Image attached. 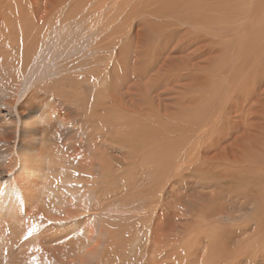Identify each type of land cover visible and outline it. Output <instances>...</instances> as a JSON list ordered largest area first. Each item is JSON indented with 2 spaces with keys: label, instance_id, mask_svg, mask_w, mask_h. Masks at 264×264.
Masks as SVG:
<instances>
[{
  "label": "rangeland",
  "instance_id": "1",
  "mask_svg": "<svg viewBox=\"0 0 264 264\" xmlns=\"http://www.w3.org/2000/svg\"><path fill=\"white\" fill-rule=\"evenodd\" d=\"M52 36L51 56L87 47L32 97L71 110L60 141L78 151L58 168L93 169L60 186L92 192L77 230L106 222L108 236L67 234L47 209L45 250H72L63 264H264V0H0L2 97Z\"/></svg>",
  "mask_w": 264,
  "mask_h": 264
},
{
  "label": "bare ground",
  "instance_id": "2",
  "mask_svg": "<svg viewBox=\"0 0 264 264\" xmlns=\"http://www.w3.org/2000/svg\"><path fill=\"white\" fill-rule=\"evenodd\" d=\"M52 39V47H49L52 48L49 49L50 58L33 61L34 63L29 65L27 73L21 81V87L11 92L9 99L0 95V116L3 107L12 109V113L7 114L6 118H0V264H63L64 261L61 257L69 256L68 254H71L72 250L66 252L62 249L57 255L58 252L45 250L43 244L41 245V242H44L41 236L44 233L42 225L45 221L46 210L51 209L54 212L61 210L63 216L59 215L53 220L67 222V234H70L78 231L76 217L85 213L93 201L92 192L85 190V186H82L83 188L60 186V182L71 183L72 175L78 176L79 181L85 182L86 179L82 178L80 174L82 172L90 173L93 169L92 164H87L88 167L82 166L85 170L77 166V169L73 170L74 172L63 170V174L66 175L64 176L61 173L62 169L58 168L60 163H68L65 158L66 153L63 155L60 151L64 148L67 151H74L75 154L78 151L77 141L72 138L66 137L64 138L65 142L60 141L62 139L60 131L64 128L74 127L71 110L61 107L59 100L56 102L53 98L45 100L44 97H32L35 93L34 83L44 77L54 75L59 58L62 59V57L71 56L74 53L81 54L87 47L84 44L82 46L81 42V45L77 44L72 48L68 46L69 49L67 48L68 50L65 52L51 56L62 46L58 44L56 37L52 36ZM42 44L41 51L48 47V42L42 41ZM6 89L3 90L6 91ZM101 107H103L102 104ZM95 114L92 112L93 116H96ZM57 150L62 157L52 158L51 156ZM100 169H103V173L107 174L110 167L108 163L103 166L101 164ZM3 171L8 175L3 174ZM63 189H66V193ZM30 200L34 202H30ZM36 202H39L40 205L37 206ZM52 204L59 208L62 205V208L55 209L51 207ZM79 223L84 224L82 226L84 229L78 231L81 232L80 234H84L88 241L93 240L97 247L103 245L101 238L108 236L107 225L104 224L106 222L99 225L87 224L86 221H79ZM11 232L15 234V237L8 238V243L3 242V238L5 239ZM21 247L27 251H18L17 249Z\"/></svg>",
  "mask_w": 264,
  "mask_h": 264
}]
</instances>
